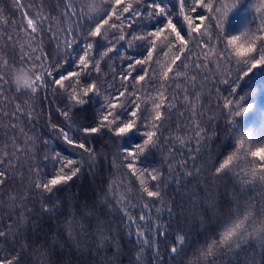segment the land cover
Listing matches in <instances>:
<instances>
[{"label":"trees","instance_id":"obj_1","mask_svg":"<svg viewBox=\"0 0 264 264\" xmlns=\"http://www.w3.org/2000/svg\"><path fill=\"white\" fill-rule=\"evenodd\" d=\"M20 2L30 14L29 18L38 27L42 25L45 31L34 39L36 34L27 29V20L22 12L13 7V0H0V9L3 10L0 15V68L3 67L2 60L7 59V78L11 82L5 85L8 91L0 98V161H4L0 171L7 173V187L0 185L4 189L0 191V226L6 232L12 229L9 240L2 243L0 253H7L10 259L22 246H26L23 252L26 264H134L140 251L136 229L134 226L132 235H129V229L125 227L124 209L118 200L136 205L130 207L129 211L136 213L138 220L140 209L149 198L142 192L137 176L123 167V161L118 157H122L124 149L142 142V132L150 129V124L148 128H145V124L154 122V105L161 102L158 97L163 93V105L159 109L163 127L158 130L163 141L140 160L143 165L158 170L164 181L162 200L156 201L157 207L151 209L150 223L155 227L159 216L163 221L160 226L169 230V236L164 241L163 237L157 238L154 231L148 233L153 237V242L161 241L159 247L164 264H264V232L252 234L244 231L225 245H218L230 221L242 217L249 205L254 204L259 208L264 204V184L254 182L242 185L240 177L236 175L251 172L253 165L259 161L254 160L247 150L264 144V65L252 69L237 82L239 86L235 98L243 97L241 104L244 107L250 105L249 112L233 118L223 108V97L231 91L223 80L226 77L232 80L237 76L243 77L252 62L251 55L259 58L261 49L258 46L261 41L256 37L264 35L260 31L264 27L262 0H241L224 17L225 37L239 36L237 46H247L255 41L257 50L248 56L237 57L230 47L226 53L227 59H224L225 53L221 52L223 45L218 42L219 29L215 28L216 21L209 25V35L197 36L195 41L189 40L184 53L178 52V42H175L176 47L169 46V40L174 41V35L166 30L157 40L151 60H147L146 53L150 45L138 41L129 49L125 42L113 40V33L118 34V29H102L103 35L91 41L94 45L91 55L99 59L110 40L115 44V49L100 60L99 72L90 64V71L86 70L88 74L80 77L82 81L96 82L101 95H92L84 105H72L70 113L73 127L69 134L89 141L88 146L95 149L94 160H89L88 153L80 149L67 147L59 133L53 135L51 132L49 121L68 130L69 122L59 109L68 103L71 89L61 91L55 87H41L34 94L23 86L17 91L15 81L16 72L20 69L27 71L29 79L33 81L35 75L42 72L40 61L34 64L20 61L22 50L31 53L32 48L36 47L40 55L48 58L43 66L45 68L51 67L63 54V45L58 51L55 39L47 29L52 26L53 32L58 33L61 40L64 39V30L71 26L64 15V0ZM212 2L216 3V0ZM111 3L114 0H75L77 12L81 11V5L85 11L94 9L90 16L85 17L89 23L92 18L98 19L103 15L104 9L110 11ZM123 3L135 6L136 0H123L121 7ZM232 3L233 0H220L216 6L221 8V12L216 15H222ZM174 5L175 0H167L165 6ZM258 8L261 11H257ZM198 11L208 15L203 9ZM174 23L183 29L182 35L187 37V25L183 18L176 16ZM195 23L200 24V21L197 19ZM164 36L168 39H164ZM86 39L91 40L90 37ZM204 41L207 44H203ZM84 43V39L78 38L74 50H69L77 60V54H83ZM129 53L146 60L133 72V76L145 75V80L140 84H136L131 77L123 80V75L129 71L126 67L130 62L126 58ZM177 55H180V60L173 64ZM122 56L125 58L122 59ZM169 66L172 72L165 79L163 73ZM144 69H147V73ZM70 70H77L71 61L64 64L60 74L66 75ZM53 71L55 74L56 70ZM177 72L180 75H176ZM76 79L65 81V84L74 83ZM45 81L51 83V77L46 73ZM122 83L131 89V94L127 95L128 101L135 102L129 103L128 108L136 110L138 116L142 117L137 121L141 132L118 138L104 130L100 134L84 137L80 129L97 125L105 94L123 91ZM136 104L140 105L139 109ZM17 105L21 112L15 111ZM122 115L125 120L133 119L127 113ZM229 120H233V124L229 125ZM197 131L203 137L199 143L195 136ZM247 134L250 137L237 151L236 145L241 135ZM44 139L49 140L47 146L43 144ZM54 152L61 153L65 158H74L81 171L71 181L61 184L55 194L42 193L34 188V184L41 176H45L47 182L56 174L53 162L44 160L45 155L51 156ZM233 153L235 156L229 170L217 177L214 169ZM191 156H195V160L190 159ZM45 164L46 169L37 170L38 166ZM137 167L143 171L139 165ZM185 167L193 169V175L185 173L179 184L169 177L171 169L181 170ZM143 179L150 190L157 183L146 175ZM208 194H212L214 200L211 207L204 203ZM49 196L52 201H60V206L48 203ZM44 206L53 209L55 214L45 212ZM157 208H163V211L157 212ZM101 231L107 238L103 242L100 239ZM177 234L184 236V242L177 246L174 254L169 253L170 242ZM212 243L218 245L215 254L205 261L200 260L201 254ZM145 258L150 261L151 253H145Z\"/></svg>","mask_w":264,"mask_h":264},{"label":"snow or ice","instance_id":"obj_2","mask_svg":"<svg viewBox=\"0 0 264 264\" xmlns=\"http://www.w3.org/2000/svg\"><path fill=\"white\" fill-rule=\"evenodd\" d=\"M122 2L123 0H114V3H111L110 11L108 9H104L103 15H100L98 19L92 18V22L89 23L85 17L90 16V13L94 11V9L89 8L88 11H85L84 6L81 5V11L77 12L75 0H64V15L67 17V20L71 25L68 29L64 30V39L61 40L59 34L53 32L52 26H49L47 29L48 32L52 33V36L57 44L58 51L60 46L63 45V54L57 57L51 67L45 68L43 66L47 62L48 58L40 55L36 47L32 48L31 53L24 52L22 50L20 53V61L24 63L32 62L33 64L36 61H40L42 72L41 74L35 75L34 81L29 79V73L24 69H20L15 75L17 91L20 86L30 89V91L34 94L37 92L38 88L41 87H55L61 91H68L71 89L68 93V103L63 109H59L60 114L66 121L69 122L67 125L68 130H65L64 127L49 121L51 132L53 135L59 133L63 143L67 147L80 149L82 152L88 153L89 160L95 159V149L88 146L89 141L87 139L75 138L74 135L69 134L73 127L72 116L70 113L72 112V105H84L92 95L97 97L101 95L100 86L96 82H91L89 80L82 81L80 77L88 74V71H90V64L97 72H99L100 60H103L104 57H107L108 54L113 52L115 49V44L110 40L109 46L99 59H95L91 55L94 47L93 42L91 41H96L103 35L102 29L105 31L108 29H118V34L116 32L113 33V40L125 42L129 49H132L133 44L138 41L150 45L146 49L147 60H151L153 58L157 40L163 33H165L166 30L170 31V33L174 35V41L169 40V46L176 47L175 42H178L180 46L178 52L184 53L185 49L188 47L189 40L195 41L197 36L209 35V25H211L212 21H216L215 28L219 29L217 34L218 42L223 45L221 52L225 53L224 59H227L226 53L230 47L237 57L248 56L257 50V45L254 40L247 46H237L236 42L240 39L239 36L225 37L226 22L224 17H226L231 10L235 9L241 0H233L230 8L225 9L222 15L219 16L216 15V13H220L221 8L217 7L216 3H219L220 0H216V3H213L212 0H191V3H189V0H175V5L169 7L165 6L167 0H136L135 6L123 3V6L121 7ZM262 4H264V0H262ZM13 7L17 11L23 13L24 19L27 20V29H30L32 34H36L33 38H39L45 31V28L42 25L38 27L37 24L34 23V20L29 18L30 14L24 10V5L20 2V0H13ZM201 9L207 11L208 15L205 16L203 12L198 11ZM257 11H261V9L258 8ZM2 13L3 10L0 9V15H2ZM176 16L182 17L184 23L187 25V37L182 35L183 29L178 28L176 23H174ZM197 19L200 21V24L195 23V20ZM146 20L147 23H145ZM117 21H119V23H117ZM93 24L95 26H93ZM85 28H87L86 35ZM260 31L264 32V27H261ZM194 33L196 35H193ZM86 37H90L91 40L89 41ZM78 38L84 39L85 43L82 49L83 54H77V60L72 56V53L69 50H74ZM256 38L261 41L258 46L259 49H261L259 58L257 59L255 55H251L252 62L248 71L243 73V77L237 76L235 80L226 77L223 80V83L231 90L228 96L223 97V108L227 109L228 114L233 118L242 116L243 114L249 112L251 108L250 105L247 107L242 106L241 100H243V97H240L239 99L235 98V94L239 86L237 82L247 76L248 72L252 69L264 65V35H260ZM164 39H168V37L164 36ZM203 44H207V41H204ZM203 44L201 46H203ZM40 51L42 52L43 49H40ZM121 58L123 59L125 57L122 56ZM126 58L130 61L126 66L129 71L126 75H123V80L127 81L131 77L135 80L136 84H140L141 81L145 80V75L133 76V72L137 66L144 65L146 60L144 58L134 57L130 53ZM177 60H180V55H177L172 63L175 64ZM61 61H63V64ZM69 61H71L77 70H70L66 75L60 74V69H62L64 64H67ZM8 63L9 61L7 59L2 60L3 67L0 68V98H3L4 93L8 91V89L5 88V85L11 83L7 78ZM54 69L56 70L55 74L53 71ZM144 71L147 73V69H144ZM170 72H172L171 66H169L163 73L165 79L168 78ZM45 73L48 77H51L50 84L45 81ZM176 75H180V73L177 72ZM72 78L77 79L74 83L65 84V81H71ZM121 87L124 88V90L119 91L118 94H105L106 98L104 100V107L97 125L94 127L80 129V132H82L84 137L100 134L104 130L118 138H123L127 135H133L141 132L137 121L142 119V117L138 116V112L136 110L128 108L129 103H135L130 102L127 99V95L131 94V89L123 83L121 84ZM163 95V93H160L158 99H160L161 102L154 105V122L148 121V123L145 124V128H148V125L150 124V129L142 132V136L144 137L142 142L137 144L135 147L124 149L122 157H118V159H122L123 167L127 168L132 175L137 176V179L140 180V184L142 186V192L146 193L149 198V201H145L142 205L138 215V220L136 213L129 211L130 207H136V205H129L125 203L123 199L118 200V203H120L124 209V217H126L125 227L129 229V235H132V229L134 226L136 229L135 236L140 251L135 258L134 264H157V261H160V264H164L159 247L161 241L157 240L153 242V237L148 233L154 231L155 236L157 238L163 237L164 241H167L169 236V230H165L160 226L163 221L160 220L159 216H157V223L155 227H153L150 223L151 209L157 207L156 201L162 200L161 187L163 186L164 181L162 180L161 174L158 170L143 165L142 160H140V157L144 156L150 149L157 147L158 143L163 141V137L158 131L159 128L163 127L161 122L162 114L159 110L163 105ZM185 99H187V97H185ZM139 107L140 105L136 104V108L139 109ZM15 111L21 112L22 109L19 105H17ZM122 113H127L133 117V119L125 120ZM228 124H233V120H229ZM195 136L198 138L197 143L203 139L200 131H197ZM249 137L250 134L241 135L239 142L236 145L237 151L243 148L244 142L248 140ZM48 143V139L43 140V144L45 146H47ZM181 143H183V141H181ZM44 151L47 152L48 149L45 148ZM197 151H199V149H197ZM247 151L250 152V155L254 160L258 159L259 163L253 165L251 172H245L243 176H240V173H236V175L240 177L239 180L242 185H248L254 182L264 184V144H261L259 147H255L254 150L248 149ZM234 156L235 153L228 156L223 163L214 169L217 177L224 171L229 170V165L231 164ZM195 158V156L190 157L192 160H195ZM44 160H50L53 162V170L56 174L51 178H48L47 182H45V176H41V178L34 184V188L42 193L55 194V191L58 190L61 184H66L71 181L81 171V168L76 166L78 161L74 158H65L59 152H54L51 156L45 155ZM3 163L4 161H0V166H2ZM137 165H139L140 168H143V171H140ZM40 168L46 169V164L38 166L37 170L39 171ZM257 169L259 171H257ZM178 171L180 173L179 175H177ZM138 172L139 175H137ZM185 173L189 176L193 175V169L187 167L181 170L171 169L168 175L174 179L177 184H179L184 179ZM145 175L150 177L152 181L157 182L153 186L152 190H150L145 179H143ZM6 177L7 173L0 171V185H4L5 188L7 187ZM3 190V188H0V191ZM213 202L214 200L212 199V194H208L204 203L211 207ZM48 203L53 204L55 207L60 206V201H52L51 196H49ZM43 210L45 212H53V214H55L53 209H50L47 206H44ZM161 211H163V208H157V212ZM168 211L169 215H171V209ZM138 221L148 223L141 224L138 223ZM11 231L12 229L9 228L8 232H6L4 228L0 226V247H2L3 242H7L9 240ZM244 231H250L252 234L264 232V204H262L259 208H257L254 204L249 205L247 211L242 217H238L230 221L225 231L222 233L218 245H225L234 236ZM69 238H72L71 223L69 225ZM100 239L102 242L107 239L103 235L102 231L100 232ZM184 239L185 238L182 234H177L174 240L170 242L171 248L169 253L174 254L177 250V246L181 245L184 242ZM116 243L118 246V241H116ZM218 245L216 243L209 244L207 246V250L201 254L200 260L205 261L206 259L212 257L215 254ZM103 246L104 245L102 243L101 247ZM25 247L26 246H22L21 250L10 259L8 258L7 253H0V264H26V258L23 255ZM148 252L151 253L150 261L145 258V253Z\"/></svg>","mask_w":264,"mask_h":264}]
</instances>
